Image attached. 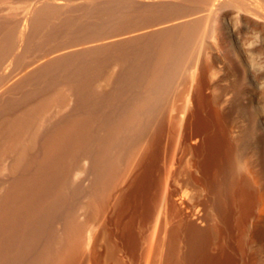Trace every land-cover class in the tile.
<instances>
[{
  "label": "bare ground",
  "instance_id": "6f19581e",
  "mask_svg": "<svg viewBox=\"0 0 264 264\" xmlns=\"http://www.w3.org/2000/svg\"><path fill=\"white\" fill-rule=\"evenodd\" d=\"M82 17L96 21L74 32ZM231 17L264 31V0H0V264H242V170L261 190L264 178L211 93L208 49ZM159 41L165 64L178 58L169 80L192 64L188 104L174 96L130 151L115 149L165 76L111 136L100 100ZM252 239L264 246V225Z\"/></svg>",
  "mask_w": 264,
  "mask_h": 264
},
{
  "label": "rangeland",
  "instance_id": "374dc122",
  "mask_svg": "<svg viewBox=\"0 0 264 264\" xmlns=\"http://www.w3.org/2000/svg\"><path fill=\"white\" fill-rule=\"evenodd\" d=\"M93 21H96V18L92 19L89 17H82L76 22V25L74 24V32L80 31L82 28L81 25L84 24V26H86V24L88 25L90 23H94ZM223 25L225 26V29L220 37H218V39L222 40H219V46L221 45L219 47L220 50L218 51L219 48L213 47L211 44L208 49V52H210V50H214V53L210 52L212 57L210 63L212 65L210 64L208 74V78L212 85L211 93L214 105H217V107L221 109L223 107V109L226 108L231 110L233 113V124L235 123L234 125H236L238 129H242V157L248 158L251 166L254 167L256 171H261L264 178V31H261V28L256 24H249L246 22L240 23L233 17L225 20ZM63 33H65V31H59V34L63 35ZM178 42L179 40H177V43ZM161 43L162 42L159 41L151 44V47L146 50L144 58L142 59L143 62L141 61L142 64H140L141 66L139 65V67H135L136 69L138 68V70L133 68L131 71H134V74L131 71L129 72L130 75L127 77L129 80L124 77L127 82L129 81L124 88H117L112 84L108 87L109 95L101 98L100 100L99 106H101L103 112H105V115L108 118L107 133L111 136V131L116 130L118 123L122 121L125 116H135L133 111L138 110V107L142 102L146 104L149 102L150 97L154 94V91H151L150 88V82L153 78V74L160 70L162 71V76L166 77L163 78L164 81L163 83H160L158 88L160 91H158L160 99L155 101L153 104L150 102L146 108L141 109L140 114L136 111V117L140 120V128L133 129L129 132L131 135L130 137L126 135V137L124 136L120 142L118 141L120 145L116 142L115 149H122L124 152L130 151L134 145L138 143L139 138L142 134H144L143 131L149 127L151 122L155 121L159 117L161 121V119H163L166 114L170 112V109L167 108L169 107L168 105L172 103L173 99L171 100V98L174 96L176 97H174L176 100V107L183 108L188 104L189 98H187L186 94V78L190 72L192 64L190 62H186L185 65L187 64V67L184 72L182 71L183 69L179 70L176 76L177 80H174L175 82L169 80L168 78L170 77L172 71L170 70L172 69L171 65L175 63L174 61L178 58L177 55L176 57H173V63L170 64V66L168 63L165 64L163 58L164 45ZM174 43H176V41L170 44L172 49L175 46L173 51H175L176 46H180L181 42H179V45ZM239 68L242 70V103H240L237 99L240 90V83L237 74ZM166 69H168V71H166ZM164 71L165 73L167 72V75ZM168 82L170 83L168 84ZM172 86L174 88H172ZM112 92L113 94H111ZM174 111L172 112L173 114L177 112ZM116 114L118 115L116 116ZM179 151V143L174 140L169 149V154L171 155L169 165L174 163V155H176ZM173 165H171V167ZM245 172L246 171L242 170V191L248 195L249 199L252 200L253 206L251 205L252 207L249 208L250 212L248 211L246 221L242 215V264H264V246L252 239L254 226L258 223L264 225V198L262 201L257 200V196L259 195L258 193H264V189L261 190V188L257 185L254 186V183L251 182L252 180L250 179V176L247 175V172Z\"/></svg>",
  "mask_w": 264,
  "mask_h": 264
}]
</instances>
